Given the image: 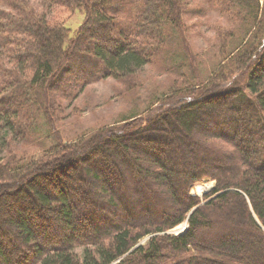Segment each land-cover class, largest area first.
<instances>
[{
  "label": "trees",
  "instance_id": "obj_1",
  "mask_svg": "<svg viewBox=\"0 0 264 264\" xmlns=\"http://www.w3.org/2000/svg\"><path fill=\"white\" fill-rule=\"evenodd\" d=\"M211 12L228 25L202 77L189 46ZM145 65L180 81L119 127L60 136L63 102ZM1 130L3 150L40 149L0 158V264H264V0H0Z\"/></svg>",
  "mask_w": 264,
  "mask_h": 264
},
{
  "label": "rangeland",
  "instance_id": "obj_2",
  "mask_svg": "<svg viewBox=\"0 0 264 264\" xmlns=\"http://www.w3.org/2000/svg\"><path fill=\"white\" fill-rule=\"evenodd\" d=\"M191 1L192 3L195 2V0ZM53 15L62 20L64 25L71 31L76 30L83 19L81 13H69L63 9H57ZM206 18L208 20L201 18V21L200 18H197L198 25L194 27L195 35L191 38V45L189 46V49L196 54L198 60L194 64L193 72H199L198 76L202 77L212 72L214 66L215 48L213 45L215 32L213 29L215 28L213 25H219L222 28L228 25L227 22L221 20L212 12ZM216 21L217 24H214ZM160 70V67L154 68L145 65L136 71L134 76H131L132 80L123 82L106 78L86 86L74 100L63 102L61 114L57 121V127L61 132L60 136L65 137L67 143H72L79 137H86L101 127H119L123 123L121 119L130 114L140 113L142 115L146 112V105L151 99L158 96L162 99L161 93L169 88L174 80L180 81L175 73H164ZM130 84V88L127 89ZM3 134L4 132L1 130L0 158H4L7 152L16 155L27 153L37 157L35 155L39 153L40 145L22 142L21 140L14 141L11 147L3 150L4 141L1 138ZM203 185L209 186L208 190L205 193L198 192V187ZM213 188L214 181L206 179L195 184L190 189L189 194L198 197L200 202H203V197L208 195ZM185 228L186 224L182 223L167 233L178 235L184 232ZM146 240L147 238H143L139 243L144 245Z\"/></svg>",
  "mask_w": 264,
  "mask_h": 264
},
{
  "label": "bare ground",
  "instance_id": "obj_3",
  "mask_svg": "<svg viewBox=\"0 0 264 264\" xmlns=\"http://www.w3.org/2000/svg\"><path fill=\"white\" fill-rule=\"evenodd\" d=\"M208 188H209V186L203 185V186L198 187L197 191L200 193H205L208 190Z\"/></svg>",
  "mask_w": 264,
  "mask_h": 264
}]
</instances>
